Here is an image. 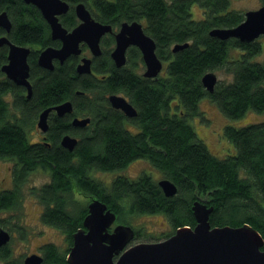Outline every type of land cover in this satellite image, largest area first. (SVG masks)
I'll return each mask as SVG.
<instances>
[{"label":"trees","instance_id":"trees-1","mask_svg":"<svg viewBox=\"0 0 264 264\" xmlns=\"http://www.w3.org/2000/svg\"><path fill=\"white\" fill-rule=\"evenodd\" d=\"M66 1L71 7L87 1L91 15L113 30L125 21L143 23L144 33L153 39L155 54L165 67L157 78H144L136 66L141 55L132 47L123 68L114 67L107 50L92 63L89 75L77 73L76 58L56 64L53 71L41 69L36 48L58 45L49 38V27L39 11L23 0H0V8L12 21L10 39L34 49L29 58L30 98L23 88L0 80V96L9 91L12 103L10 117L0 97V160L15 163L12 177L19 191L32 173L42 171L49 176L47 184L29 190L42 203V222L61 230L70 247L71 236L81 228L90 201L85 207H74L77 201L73 195L77 194L102 201L123 225L131 226L130 218L135 214H163L174 232L181 226H195L190 207L200 199L213 208L211 227L247 223L264 239V121L241 128L226 125L222 136L236 148V154L224 159L215 158L189 124L199 115L198 103L203 98L210 99L230 119L243 117L249 110L264 111V62L251 61L261 53L259 42L242 44L209 35L213 28L241 24L244 14L230 10V0ZM193 4L203 10L198 21L192 19ZM61 22L68 30L75 27L72 8ZM113 42L110 36L102 45ZM186 43L187 47L172 51L175 45ZM233 49L242 52L239 58L231 57ZM223 69L232 75L231 81L217 80L209 94L201 84L202 77ZM111 94L126 98L136 116L128 120L121 111L112 109L107 99ZM65 101L71 102L72 114L58 117L51 113L45 139L30 143L28 130L33 129L40 112ZM76 117H88L90 123L76 129L71 122ZM125 124L134 125L135 131L126 130ZM66 134L78 140L72 151L60 144ZM135 160L147 161L173 182L176 196H164L147 174L132 181L117 176L110 186L92 174L120 172ZM13 194L1 196L0 213L20 211V206L9 207ZM138 232L135 229V238L140 237ZM9 243L0 248V264H23L11 259ZM66 256L48 244L43 248L42 262L67 264Z\"/></svg>","mask_w":264,"mask_h":264},{"label":"water","instance_id":"water-1","mask_svg":"<svg viewBox=\"0 0 264 264\" xmlns=\"http://www.w3.org/2000/svg\"><path fill=\"white\" fill-rule=\"evenodd\" d=\"M26 4L36 6L42 17L50 27V36L59 40V48H44L37 57L40 68L53 71V61L60 65L71 56L81 54L80 44L89 48L93 58L100 56L99 43L106 34L114 35V49L109 56L116 68H123L127 62L126 52L130 47L139 50L145 70L144 78L155 79L163 69L162 60L155 54L156 44L153 39L144 33L143 25L138 21L121 23L118 31L112 32V26L101 24L90 15L85 4L77 3L74 12L80 20L79 24L68 32L59 23L58 17L69 10L64 0H24ZM241 24L232 28H213L210 37L219 40L236 39L240 43H252L259 37H264V4L261 8L244 13ZM10 20L5 12L0 13V27L9 32ZM9 47L7 64L1 67L10 82L24 87L27 98L32 95L31 83L28 80L30 67L27 60L31 49L16 46L6 37L0 39V45ZM188 46L175 45L176 52ZM92 59L82 57L76 66L80 75L92 73ZM215 73H205L201 79L205 90L212 94L216 86ZM112 109L121 111L126 119L130 120L137 114L136 109L122 95L111 94L107 97ZM70 101L45 108L36 121L42 134L48 130V118L51 113L58 117L72 114ZM87 118H73L74 128L83 129L89 123ZM77 139L66 134L60 140L61 146L72 151L77 145ZM161 193L168 198L177 194L176 185L164 178L157 181ZM87 212L82 220L81 228L71 236L72 243L65 261L67 264H264V239L259 231L247 223L240 226L211 227L209 216L212 206L206 201L194 200L190 211L194 218V227L181 226L166 240L138 243L128 247L135 240L133 227L117 222V216L100 200L91 198L87 203ZM11 238L9 231L0 228V248L7 246ZM43 257L37 254L26 256L23 264H43Z\"/></svg>","mask_w":264,"mask_h":264},{"label":"rangeland","instance_id":"rangeland-1","mask_svg":"<svg viewBox=\"0 0 264 264\" xmlns=\"http://www.w3.org/2000/svg\"><path fill=\"white\" fill-rule=\"evenodd\" d=\"M264 0H230L229 9L235 10L244 14L247 11H253L261 8L263 6ZM193 20H200L203 17V10L198 7L197 4H193L190 8ZM143 24V23H142ZM117 29V28H115ZM115 31V30H114ZM110 36L105 37V40L109 42ZM261 46V53L255 55L251 59L253 62H264V37H259L257 39ZM103 46V45H102ZM115 46L110 44L109 46L102 47L105 52L108 53ZM231 57L239 58L241 51L237 49L230 50ZM136 66H139L137 70L143 72L145 66L140 58L136 61ZM165 67V66H164ZM164 71V68L161 72ZM218 81L227 83L231 81L232 75L226 73L223 70H214ZM26 92L24 93V95ZM11 103V97H10ZM12 104V103H11ZM199 115L191 118L189 124L194 128L197 137L206 145L210 153L219 159H224L227 156H233L236 154V148L222 136L223 129L226 125L232 126L234 128L246 127L249 124H258V122L264 121V111L253 112L251 110L247 111L246 115L236 119H230L222 115L217 107L213 104L210 99L203 98L198 103ZM36 121H34L33 129L28 130V140L30 143L35 141H40L41 137L44 135L40 132L37 127ZM125 128L128 131L134 132V125H126ZM12 164V163H11ZM5 165H10L9 162L0 161V170L4 169ZM1 173V171H0ZM95 179L99 182L101 181L108 186L111 185V181L117 176L124 175L128 177L131 181L136 180L143 174H147L150 178L157 182L160 179H164L163 175L158 172L155 168L145 160H135L132 161L126 168L122 169L120 172H92ZM49 176L42 171H36L29 175L26 185L23 187L24 192L21 194L23 196V206H20L19 212L6 211L0 213V228L6 230L9 229L13 236L10 239L9 250L11 253V259L16 262L23 261L29 254L35 253L43 256V248L45 245L53 244L59 252L68 254L69 243L60 230H57L51 226L45 225L41 219H39L41 212L43 211V206L38 203L37 199L29 194V190L33 187H40L49 182ZM73 200L77 201L76 206L87 203V198L84 196L73 195ZM75 205V204H74ZM21 215L18 220H15L17 215ZM19 223L18 227L16 223ZM130 225L133 229H137L140 237H136L134 241L129 243L128 247L134 246L138 243H146L156 241L166 240L173 233V228L169 224L168 219L163 214H135L130 218ZM7 231V230H6Z\"/></svg>","mask_w":264,"mask_h":264},{"label":"flooded vegetation","instance_id":"flooded-vegetation-1","mask_svg":"<svg viewBox=\"0 0 264 264\" xmlns=\"http://www.w3.org/2000/svg\"><path fill=\"white\" fill-rule=\"evenodd\" d=\"M65 2H67L66 0H64ZM23 2H24V0H23ZM83 2V1H82ZM82 2H78V3H82ZM25 3V2H24ZM26 4V3H25ZM67 4L69 5V3L67 2ZM76 4L77 3H75V4H73V6L71 7L70 5H69V10H68V12L71 10V8H72V10H73V13H74V15H75V12H74V7L76 6ZM83 4H85V6H86V8L88 9V4H87V1L86 2H83ZM26 5H29V4H26ZM30 5H32V4H30ZM33 6V5H32ZM33 7H35L36 9H37V7L36 6H33ZM38 10V9H37ZM39 11V10H38ZM88 11H89V13H90V10L88 9ZM2 12H5L6 13V15H7V18H9V16H8V14H7V12L5 11V10H2V8H0V13H2ZM67 12V13H68ZM39 13H40V15H41V12L39 11ZM67 13H65V14H61L59 17H58V20H59V23L61 24V26H63L62 25V22H61V18L62 17H64ZM90 15H91V13H90ZM76 16V15H75ZM41 17H42V15H41ZM92 17H94L93 15H92ZM95 18V17H94ZM43 19H44V17H43ZM76 19H77V24L75 25V27L79 24V22H80V20L77 18V16H76ZM9 20H10V23H11V26H12V21H11V18H9ZM96 20V19H95ZM44 21H45V23H46V25H47V27H48V24H47V22H46V20L44 19ZM11 26H10V30H9V32H6V30L5 29H3L2 27H0V39L1 38H4V37H6V39L7 40H9L11 43H13L14 45H16V46H24V45H17L16 43H14L13 41H12V39H10V32H11ZM64 27V26H63ZM74 27V28H75ZM73 29V28H72ZM118 29L119 28H117V29H115V31L112 29V32L113 33H115L116 31H118ZM67 31L68 32H70V31H72V30H68L67 29ZM107 36H112L113 37V41H114V35H112V34H106L105 35V37H107ZM105 37H103L102 39H101V41H100V43H99V46H100V48H101V54H100V56L103 54V50H102V47H104V46H102V43H103V39H105ZM49 38L51 39V41H54V42H57L58 43V45H57V47H54V46H52V47H54V48H59L60 47V45H61V42L59 41V40H54L53 38H51V36H50V27H49ZM113 45H114V42H113ZM24 47H27V48H29V49H31V52H30V54H29V56L27 57V60H28V63H29V58L31 57V54H32V52L34 51V49H33V47L31 46H24ZM48 47H51V46H48ZM51 47V48H52ZM79 47L81 48V54L79 55V56H71V57H69L68 59H70V58H76L77 59V64H79V62H80V60H81V58L82 57H88V58H91L92 59V62H91V66H92V63L95 61V59L97 58H100L99 56H97V57H95V58H93L92 56H91V53H90V50H89V48L88 47H86V45L85 44H80L79 45ZM45 48H47V47H45ZM9 47H8V45H5V44H2V45H0V72L3 74L1 77H0V80H6V81H9L8 80V78L6 77V75H5V73L4 72H2L1 71V67L2 66H4L5 64H7V57H8V53H9ZM37 50H38V53H37V56H36V60H37V57H38V55H39V53L44 49V48H41V49H39V48H36ZM114 49V48H113ZM112 49V50H113ZM130 48H128L127 49V51L129 50ZM111 50V51H112ZM110 51V52H111ZM110 52H109V54H110ZM67 59V60H68ZM66 60V61H67ZM65 62V61H64ZM56 64H59V62L57 61V60H54L53 61V65L55 66ZM77 64H76V66H77ZM60 65V64H59ZM76 66H75V68H76ZM40 68V67H39ZM42 69V68H41ZM29 80V79H28ZM10 82V81H9ZM13 83V82H12ZM14 84V83H13ZM15 85V84H14ZM16 87H18V88H20V89H24V92H26V89L24 88V87H19V86H17V85H15ZM25 96H27V92H26V94H25ZM1 98H2V101H3V103L4 104H6V106L4 107V109L5 110H7V112H8V114H10V117L12 116V114H11V103H10V93H9V91H6V92H4L3 94H1V96H0ZM52 114H54V113H52ZM48 128H49V126H48ZM48 131V130H47ZM45 139V134L41 137V140L40 141H35V142H41V141H43ZM34 142V143H35ZM1 162H9L10 163V165H5V167H4V169H1L0 171H1V173H0V201H1V196L2 195H5V193H13V192H15V196H14V194H13V198H12V201H11V206H9V207H16V206H23V201H24V199H23V196L21 195V194H23V192H24V188L23 189H21L20 191H19V188L18 187H14V178L12 177L13 176V172H14V170H15V168H17L16 166H15V163L13 162V161H11V160H0ZM12 163V164H11ZM43 186V185H42ZM41 187V186H40ZM33 188H35V187H33ZM37 188H39V187H36V189ZM20 192V193H19ZM15 198V199H14ZM88 200H91L90 198H87ZM37 201H38V203L39 204H42L38 199H37ZM7 207V206H6ZM5 207V208H6ZM0 208H2V207H0ZM43 212V211H42ZM42 212H41V214H42ZM41 214H40V216H41ZM39 219H40V217H39ZM7 231H9V233H10V235H11V237L13 236V234H12V232L9 230V229H6ZM11 239V238H10ZM32 254H35V253H32ZM38 255V254H37ZM40 256V255H39Z\"/></svg>","mask_w":264,"mask_h":264},{"label":"bare ground","instance_id":"bare-ground-1","mask_svg":"<svg viewBox=\"0 0 264 264\" xmlns=\"http://www.w3.org/2000/svg\"><path fill=\"white\" fill-rule=\"evenodd\" d=\"M83 3V2H82Z\"/></svg>","mask_w":264,"mask_h":264}]
</instances>
